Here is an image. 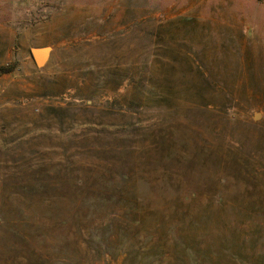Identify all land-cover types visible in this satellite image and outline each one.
<instances>
[{
    "label": "rangeland",
    "instance_id": "obj_1",
    "mask_svg": "<svg viewBox=\"0 0 264 264\" xmlns=\"http://www.w3.org/2000/svg\"><path fill=\"white\" fill-rule=\"evenodd\" d=\"M0 264H264V0H0Z\"/></svg>",
    "mask_w": 264,
    "mask_h": 264
},
{
    "label": "water",
    "instance_id": "obj_2",
    "mask_svg": "<svg viewBox=\"0 0 264 264\" xmlns=\"http://www.w3.org/2000/svg\"><path fill=\"white\" fill-rule=\"evenodd\" d=\"M30 56L37 67L45 65L50 56L49 46H35L30 49ZM257 114L255 115V117Z\"/></svg>",
    "mask_w": 264,
    "mask_h": 264
},
{
    "label": "crops",
    "instance_id": "obj_3",
    "mask_svg": "<svg viewBox=\"0 0 264 264\" xmlns=\"http://www.w3.org/2000/svg\"><path fill=\"white\" fill-rule=\"evenodd\" d=\"M32 59V58H31ZM32 62H33V60H32ZM33 64H34V62H33ZM35 65V64H34ZM36 66V65H35Z\"/></svg>",
    "mask_w": 264,
    "mask_h": 264
}]
</instances>
